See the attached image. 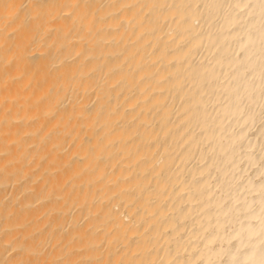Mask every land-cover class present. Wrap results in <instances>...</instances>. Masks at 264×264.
Listing matches in <instances>:
<instances>
[{
  "label": "bare ground",
  "instance_id": "bare-ground-1",
  "mask_svg": "<svg viewBox=\"0 0 264 264\" xmlns=\"http://www.w3.org/2000/svg\"><path fill=\"white\" fill-rule=\"evenodd\" d=\"M0 264H264V0H0Z\"/></svg>",
  "mask_w": 264,
  "mask_h": 264
}]
</instances>
